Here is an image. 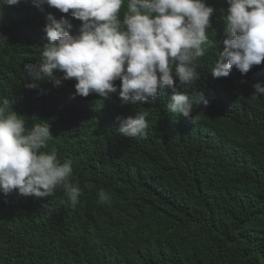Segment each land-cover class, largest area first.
<instances>
[{
    "label": "trees",
    "instance_id": "trees-1",
    "mask_svg": "<svg viewBox=\"0 0 264 264\" xmlns=\"http://www.w3.org/2000/svg\"><path fill=\"white\" fill-rule=\"evenodd\" d=\"M206 2L215 10L214 42L227 4ZM47 12L70 19L72 31L80 24L30 0L0 7V104L29 127L49 124L45 151L72 161L82 194L72 207L60 188L43 199L0 192V264H264V96L252 95L253 85L264 86V63L213 78V43L199 61L201 79L177 85L207 99L194 109L196 122L167 111L166 88L134 106L149 114L147 135L123 137L116 117L135 109L117 94L101 111L104 101L70 98L75 80L25 86L23 65L38 62L47 43ZM101 189L110 204L98 203Z\"/></svg>",
    "mask_w": 264,
    "mask_h": 264
},
{
    "label": "clouds",
    "instance_id": "clouds-1",
    "mask_svg": "<svg viewBox=\"0 0 264 264\" xmlns=\"http://www.w3.org/2000/svg\"><path fill=\"white\" fill-rule=\"evenodd\" d=\"M80 21L73 30L70 19L46 13L42 28L47 43L41 59L25 63L26 87L38 82L60 86L75 80L70 98L87 103L104 101L96 109L105 111L113 94L121 106L154 103L164 89L171 92L166 105L173 116L196 122L194 109L208 101L197 88L189 95L178 90L201 79L199 61L214 43L213 78L228 77L235 68L241 75L264 63V0H226L223 36L210 41L214 8L206 0H30ZM21 0H0V7L18 6ZM6 39L0 35V40ZM116 81H119L117 85ZM253 96H264V86L253 85ZM148 113L116 117L123 137L143 138L149 127ZM53 135L46 121L26 124L23 115L7 102L0 104V192L24 197L47 198L60 188L66 203L75 207L82 194L72 180L70 159L62 162L55 149L45 151ZM98 203L110 204L111 196L101 189Z\"/></svg>",
    "mask_w": 264,
    "mask_h": 264
}]
</instances>
